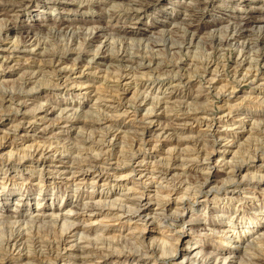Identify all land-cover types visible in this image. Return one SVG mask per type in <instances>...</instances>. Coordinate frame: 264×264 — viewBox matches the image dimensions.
I'll return each instance as SVG.
<instances>
[{"label": "rangeland", "instance_id": "1", "mask_svg": "<svg viewBox=\"0 0 264 264\" xmlns=\"http://www.w3.org/2000/svg\"><path fill=\"white\" fill-rule=\"evenodd\" d=\"M136 2L0 0V264H264V0Z\"/></svg>", "mask_w": 264, "mask_h": 264}, {"label": "bare ground", "instance_id": "2", "mask_svg": "<svg viewBox=\"0 0 264 264\" xmlns=\"http://www.w3.org/2000/svg\"><path fill=\"white\" fill-rule=\"evenodd\" d=\"M9 1V0H8ZM61 1V0H60ZM155 2H156V0H155ZM242 2H244L245 3V1H242ZM152 3V2H151ZM150 3V4H151ZM114 5V4H113ZM149 5V4H148ZM244 5V4H243ZM147 7V6H146ZM204 8V7H203ZM238 21V20H237ZM260 21V20H259ZM239 23V22H238ZM252 22H250V21H243V25L244 26H246L247 27V29L250 27V28H252V24H251ZM7 26V25H6ZM77 26H79V25H77ZM239 26H240V24H239ZM54 27V26H53ZM63 28V27H62ZM249 28V29H250ZM68 29V28H67ZM77 29V28H76ZM243 29V28H242ZM87 30H88V28H87ZM95 30V29H94ZM97 30V29H96ZM89 31V30H88ZM126 32V31H125ZM239 32V31H238ZM251 32V31H250ZM249 32V33H250ZM234 33V32H233ZM246 33H248V30H246ZM24 34V33H23ZM125 34V33H124ZM235 35H236V33H235ZM250 35V34H249ZM27 36V35H26ZM231 36V35H230ZM240 36V35H239ZM246 36V35H245ZM38 37V36H37ZM27 38H28V36H27ZM244 38V37H243ZM46 39V38H45ZM227 39V38H226ZM241 40V39H240ZM243 40H245V39H243ZM238 41V40H237ZM226 42H228L227 40H226ZM247 42H248V40H247ZM261 42V41H260ZM230 43V42H229ZM240 44H243L244 43V41H241V42H239ZM34 45V44H33ZM234 47V46H233ZM238 47V46H237ZM241 47V46H240ZM237 50V49H236ZM243 50V49H242ZM241 50V51H242ZM109 52V51H108ZM147 53V52H146ZM239 52H237L236 53V56L238 57L239 55H237ZM244 53V52H243ZM249 53V52H248ZM243 55V54H242ZM257 55V54H256ZM264 55V54H263ZM244 56V55H243ZM245 56H246V52H245ZM250 56V55H249ZM249 56H248V59H249ZM264 57V56H263ZM241 59H242V57H240ZM245 58V57H244ZM255 58V57H254ZM253 58V59H254ZM246 59V58H245ZM244 59V60H245ZM96 60V59H95ZM243 60V59H242ZM250 60V59H249ZM256 60V59H255ZM257 60H258V58H257ZM252 60H250V62H251ZM249 62V61H248ZM249 62V63H250ZM253 62V61H252ZM263 62V61H262ZM75 63V62H74ZM88 63V62H87ZM242 63H243V61H242ZM248 63V64H249ZM106 64V63H105ZM136 64V63H135ZM252 64V63H251ZM250 64V65H251ZM82 65V64H81ZM257 65V64H256ZM84 66V65H83ZM85 66H86V64H85ZM140 66V65H139ZM249 66V65H248ZM251 66H253V64L251 65ZM246 67H247V65H246ZM61 68V67H60ZM233 68V67H232ZM248 68V67H247ZM252 69H253V67H251ZM254 68H255V66H254ZM133 69V68H132ZM248 69H250V68H248ZM245 70H246V68H245ZM245 70H244V73H245ZM251 70V69H250ZM249 70V71H250ZM211 71V70H210ZM255 71V70H254ZM115 73V72H114ZM242 73V72H241ZM247 73V72H246ZM251 73V72H250ZM255 73V72H254ZM252 74V73H251ZM259 75V74H258ZM264 75V74H263ZM242 76V75H241ZM18 77V76H17ZM262 77V76H261ZM242 78V77H241ZM244 78V77H243ZM253 78V77H252ZM210 79V78H209ZM215 79V78H214ZM129 80V79H128ZM243 80V79H242ZM251 80V79H250ZM249 80V81H250ZM248 81V80H247ZM254 81L256 82L255 84H257V82H258V84H259V81H260V79H257V78H255L254 79ZM262 81H264V80H262ZM210 82V81H209ZM251 82V81H250ZM164 89V88H163ZM257 89V88H256ZM233 90V89H232ZM133 93V92H132ZM169 95V94H168ZM208 97V96H207ZM103 98V97H102ZM133 98V97H132ZM152 98V97H151ZM258 99V98H257ZM264 101V100H263ZM157 104V103H156ZM150 109V108H149ZM198 109V108H197ZM146 110V109H145ZM225 115V114H224ZM109 118V117H108ZM264 124V123H263ZM244 128V127H243ZM161 130V129H160ZM224 137V136H223ZM117 144V143H116ZM172 150V149H171ZM100 152V151H99ZM233 154V153H232ZM196 156V155H195ZM248 156V155H247ZM219 158V157H218ZM220 159V158H219ZM116 162V161H115ZM71 163V162H70ZM144 163V162H143ZM146 164V163H145ZM95 169V168H94ZM145 169V168H144ZM211 169V168H210ZM210 169H209V171H210ZM101 170V169H100ZM166 170V169H165ZM135 171V170H134ZM235 171V170H234ZM97 172V171H96ZM104 172V171H103ZM104 173H106V172H104ZM162 173V172H161ZM166 173V172H165ZM96 174V173H95ZM100 174H101V172H100ZM143 174V173H142ZM152 174V173H151ZM139 175V174H138ZM144 175V174H143ZM147 176V175H146ZM207 176H208V174H207ZM213 176V173L212 172H210L209 173V178L210 177H212ZM104 177V176H103ZM106 177V176H105ZM101 178V176L100 175H96V176H94V186H98V184L97 183H99L100 181H102V183L103 182H105V181H107L106 179L107 178ZM126 177V176H125ZM241 178V177H240ZM93 179V178H92ZM151 179V178H150ZM207 179V178H206ZM205 181V180H204ZM206 182V181H205ZM106 183V182H105ZM99 184H101V183H99ZM104 185V184H103ZM103 185H100V186H103ZM201 185L203 186V184L201 183ZM162 186V185H161ZM209 186V185H208ZM212 186V185H211ZM221 186V185H220ZM114 187V186H113ZM207 186H205V188H206ZM168 188V187H167ZM208 188H211V187H208ZM212 189H213V186H212ZM194 190V189H193ZM203 190V189H202ZM207 190V189H206ZM127 191V190H126ZM208 191H209V189H208ZM116 192V191H115ZM190 193V192H189ZM196 194V193H195ZM170 196V195H169ZM137 197V196H136ZM144 197V196H143ZM185 197V196H184ZM114 198H116V197H114ZM163 198V197H162ZM194 199V198H193ZM231 199V198H230ZM105 200V199H104ZM119 200V199H118ZM232 200V199H231ZM142 200L141 199H138V204L136 205V207H135V209H133L132 208V210H133V213L132 214H134V215H137L139 218H143V217H145L142 221L144 222V221H146L145 219H146V217L149 215V214H146V215H144V213L143 212H145L146 210H148V208H146L145 206H147V204H148V202L146 201L144 204H142L143 202H141ZM137 202V201H136ZM95 203V202H94ZM104 203V202H103ZM139 203H141V204H139ZM166 203V202H165ZM164 203V204H165ZM191 203V202H190ZM189 203V204H190ZM181 204V203H180ZM111 205V204H110ZM122 205V204H121ZM131 205V204H130ZM39 206V205H38ZM95 206H97V204L95 205L94 204V210H95ZM106 206V205H105ZM113 206V205H112ZM120 206V205H119ZM135 206V205H134ZM163 207V206H162ZM150 208V207H149ZM188 208L189 209H191V206H188ZM109 209V208H108ZM112 209V208H111ZM129 209H131V207L129 208ZM38 210V209H37ZM99 210V209H98ZM101 210H102V208H101ZM101 210H99V211H101ZM154 210V209H153ZM221 211V210H220ZM173 212V211H172ZM163 213V212H162ZM97 214V213H96ZM104 214V213H103ZM102 214V215H103ZM130 214V213H129ZM160 214V213H159ZM120 215V214H119ZM151 215V214H150ZM159 216V215H158ZM166 216V215H165ZM46 217V216H45ZM102 217V216H101ZM114 217V216H113ZM167 217V216H166ZM102 218H104V219H106L107 217H102ZM117 218V217H116ZM103 219V220H104ZM107 219H109V218H107ZM174 219H175V217H174ZM94 221H98V219L97 220H94ZM93 221V222H94ZM258 222V221H257ZM251 224H252V222H251ZM253 224H255V223H253ZM99 225V224H98ZM184 225H185V222H182V224H181V227H184ZM256 225H253V227L251 226V227H249V228H247L246 229V233H244L243 232V237L244 236H246V237H251L252 235H253V233H254V229L253 228H256L255 229V233H257L258 232V230H257V227H255ZM259 226V225H258ZM259 228V227H258ZM66 230H67V228H66ZM101 230V229H100ZM141 230V229H140ZM232 230V229H231ZM234 231V230H233ZM23 232V231H22ZM97 232V231H96ZM96 232H94V237H93V239H94V257H96L97 259H103L104 260V258L105 257H107L109 254H112L110 251H108L109 249L107 248V247H99V245H98V242L101 240V238H100V234H98V233H96ZM101 232H103V231H101ZM142 232H144V230H141L140 231V234L142 235ZM148 232V231H147ZM62 233V232H61ZM231 233V232H230ZM229 233V234H230ZM102 234V233H101ZM104 234V233H103ZM102 234V235H103ZM148 234V233H147ZM108 235V234H107ZM139 235V234H138ZM154 236V235H153ZM231 236L232 235H223V240H222V246H224V247H226V246H228V244H229V242L231 241L230 240V238H231ZM86 237V236H85ZM137 237V236H136ZM186 237H188V234L186 233V232H184V233H181V232H177L176 233V235H175V241L176 242H178V241H184L185 239H186ZM242 236H238L237 238H241ZM28 238V237H27ZM81 238V237H80ZM80 238H79V240H80ZM83 239V238H82ZM107 239V238H106ZM118 239V238H117ZM244 239V238H243ZM105 240V239H104ZM141 240V239H140ZM188 240V239H187ZM250 240V239H249ZM139 241V240H138ZM8 242V241H7ZM107 242V241H106ZM141 242V241H140ZM181 242V243H182ZM189 245H185L184 246V253H185V255H183V256H181V257H176V256H174V257H176V258H174L176 261L174 262V264H195L196 263V261H197V255L200 253V250H202L201 248H200V244H199V240H198V238H195V237H193V236H191V239L189 240ZM241 242V241H240ZM152 243V242H151ZM255 243V242H254ZM101 244V243H100ZM156 244V243H155ZM186 244V243H185ZM188 244V243H187ZM237 244V243H236ZM78 245V244H77ZM161 245V244H160ZM166 245V244H165ZM102 246V245H101ZM131 246V245H130ZM146 246V245H145ZM87 247V246H86ZM134 248H136V249H138V247H135V246H133ZM237 246H233V249L235 248V250L237 249L236 248ZM124 248V247H123ZM157 248H158V250H157V252H160V254L162 255H164V254H167L168 256H172V254L174 253L173 251H174V248H175V246H173L172 244L167 248V245H166V248L164 247V246H162L161 245V247H159V245L157 244ZM200 248V249H199ZM256 248V247H255ZM121 249V248H120ZM136 249H134V251H136L135 253H131L132 252V250H131V252H128V253H126V255H124L123 253H125V252H119L117 249H116V252L115 251H113V253L115 252L117 255H116V257H117V259L118 260H122L123 262H122V264H125L126 262H128L129 261V263H131V264H137V262L139 263V262H141V260L139 261V259L137 260V261H134V258H136V257H140V258H145V256L146 255H148V254H146V252H142L141 253V251L140 250H138V252L140 251V256H138L137 254V250ZM146 249V248H145ZM11 250V249H10ZM114 250V249H113ZM154 250H155V248H154ZM153 249H152V251H154ZM125 251V250H124ZM127 251V250H126ZM149 251V250H148ZM2 252V251H1ZM155 252V251H154ZM154 252H152V253H154ZM137 253V254H136ZM234 252H231L230 253V256L233 254ZM151 255V254H150ZM122 257H123V259H122ZM151 257V256H150ZM229 256H227L226 258H228ZM148 258V257H147ZM7 259V258H6ZM214 259V258H213ZM98 261V260H97ZM43 262V261H42ZM95 262H96V260H95ZM113 262V261H112ZM206 262V261H205ZM246 262V261H245ZM13 263V262H12ZM12 263H10V264H12ZM237 263V262H236ZM28 264V263H27ZM152 264H155V262H153ZM221 264H225V259H224V262L223 263H221ZM226 264H233V262H228V263H226Z\"/></svg>", "mask_w": 264, "mask_h": 264}, {"label": "clouds", "instance_id": "3", "mask_svg": "<svg viewBox=\"0 0 264 264\" xmlns=\"http://www.w3.org/2000/svg\"><path fill=\"white\" fill-rule=\"evenodd\" d=\"M125 11H133L136 10L138 7V4L136 0H129V3L127 5L121 6Z\"/></svg>", "mask_w": 264, "mask_h": 264}]
</instances>
